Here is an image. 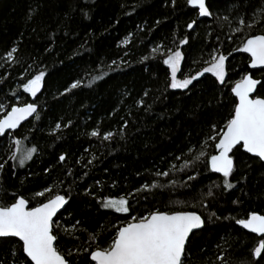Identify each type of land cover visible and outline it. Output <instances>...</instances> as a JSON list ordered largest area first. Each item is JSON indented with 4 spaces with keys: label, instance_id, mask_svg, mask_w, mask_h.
<instances>
[{
    "label": "trees",
    "instance_id": "trees-1",
    "mask_svg": "<svg viewBox=\"0 0 264 264\" xmlns=\"http://www.w3.org/2000/svg\"><path fill=\"white\" fill-rule=\"evenodd\" d=\"M207 2L213 17L198 19V11L186 0H176L175 6L170 0H0V103L10 111L14 104L31 102L21 81L40 70L46 72L44 87L35 98L40 118L35 114L14 132L0 136V163H4L0 202H10L12 194L20 193L31 199L36 191L55 183L46 196L59 192L69 197L56 218L63 250L76 244L87 246L93 233L106 243L114 234L113 226L132 215L157 209L195 210L206 218V226L192 238L190 264H220L216 257L222 251L227 264H255L251 249L259 238L241 229L235 219L246 218L251 211L264 214V163L238 153L239 168L231 178L236 187L231 190L213 187L222 185L223 178L203 163L183 171L171 167H182L191 155L188 149H198L212 124L223 126L235 99L231 86L242 75L255 72L254 78L264 82V72L250 71L248 56L235 51L249 29L232 31L238 16L250 21L254 11L264 8V0ZM225 16L229 19L224 20ZM193 19L197 24L188 29ZM260 31L257 26L251 33ZM185 37L189 43L181 47L179 40ZM157 46L161 49L153 53ZM12 47L18 51L9 64L6 53ZM177 47L185 53V75L207 66L204 61L213 49L228 56L226 84L205 74L194 82L192 91L168 88V70L160 52ZM96 76L103 78L90 84ZM75 80H81V86L65 93ZM258 91L264 95L259 86ZM141 99L143 106L137 104ZM3 115L0 111V118ZM57 123L61 128L54 130ZM97 128L101 136L92 137L90 133ZM108 131L115 135L104 141ZM14 139H21L24 148L38 149L23 167L9 159ZM61 154L66 155L64 162L59 161ZM93 156L96 159L85 167ZM157 171L170 175L157 177ZM189 175L196 178L189 181ZM170 180H176L177 186H170ZM153 181L161 187L135 192ZM210 188L212 197L206 195ZM103 196H127L132 211L125 215L102 208L99 199ZM201 200L207 207L201 206ZM76 221L80 224L73 230ZM10 247L0 243V259L9 264ZM260 264H264V254Z\"/></svg>",
    "mask_w": 264,
    "mask_h": 264
},
{
    "label": "snow or ice",
    "instance_id": "snow-or-ice-1",
    "mask_svg": "<svg viewBox=\"0 0 264 264\" xmlns=\"http://www.w3.org/2000/svg\"><path fill=\"white\" fill-rule=\"evenodd\" d=\"M170 2L175 6L176 0H170ZM186 2L187 5L198 10L199 17H213L211 5L207 0H186ZM30 11L33 10L30 9ZM33 14L35 13L33 12ZM228 19L227 16L224 17V20ZM196 24L197 20L193 19L187 24V28L193 29ZM257 26H261V31L258 34H252L251 30ZM245 28L249 29V33L243 36L240 46L235 51L248 55L249 69L264 72V8L254 11L248 22L243 15L238 16L237 26L232 31L234 34L243 33ZM228 39L232 40V36H229ZM188 43L187 37L179 40L181 47ZM181 47L174 50L169 48L160 52L163 56V65L167 66L168 70L166 85L168 88L192 91L195 88L194 82L198 83L205 74H211L220 85L226 84L228 56L218 49H213L209 53L210 59L204 61L207 66L194 74L185 75L182 70L185 53ZM160 49L161 46H157L152 49V52L156 53ZM17 51V47H12L6 53L9 64L16 60L14 54ZM178 74L182 78H178ZM45 76L46 72L40 70L26 82L21 81L20 87L24 93L34 98L33 102H25L21 106L14 104L10 107V111L0 103V111L4 112L0 118V136H4L8 130L17 129L22 121L38 113V104L35 102V98L44 87ZM254 76L255 72L245 73L231 86L230 91L235 99L223 126L212 124L209 133L198 149L194 150L190 147L188 152L191 155L184 159V163L179 169L176 165H172L173 170L183 171L198 163H203L205 168L220 174L223 178L222 185L214 184L213 187L231 190L236 187L231 178L239 168L238 153L243 151L264 163V95L258 91V86L260 89H264V82ZM102 78V76L93 77L90 84ZM81 84V80H75L64 91L65 93L71 92ZM144 95L147 96L148 93L145 92ZM137 104L143 106L144 100L137 101ZM150 107L145 111L150 110ZM35 118L38 120L40 117L37 114ZM70 123L71 121H69ZM127 124L128 122L124 121L123 129L127 128ZM60 128L61 124L57 123L54 130ZM90 135L100 137L101 133L97 128ZM114 135L113 132L108 131L103 134L102 139L111 141ZM12 143L15 145V149L11 151L9 159L18 161L20 167L25 166L27 161H31L38 151L35 146L22 147L21 139H14ZM209 147H212L214 151L208 152ZM94 159H96L95 156L89 159L85 167L91 165ZM176 159L179 160L181 157H176ZM65 160L66 155L61 154L59 161L64 162ZM77 162L79 163V161ZM247 166L251 167L250 164ZM3 168L4 163H0V170ZM69 175H71L70 171ZM155 175L168 177L170 173L169 171H157ZM195 178L193 175L187 177L189 181ZM241 178L246 179L244 176ZM168 183L172 187H176L178 184L176 180H170ZM55 186L54 183L44 187L41 191H36L31 199L20 193L12 194L10 202H0V243L11 245L8 251L12 258L10 264H190L192 238L206 226V218L195 210H184L183 208L167 211L150 210L145 214L132 215L126 222L114 225V234L106 243L101 241L99 235L93 233L89 236L92 243H87V246L76 244L73 248L63 250L59 245L58 230L61 225L56 218L61 209L69 203V197L61 195L59 192L46 196L53 192ZM184 186L187 184L184 183ZM158 187L161 185L157 181H153L142 184L135 192H151L152 189ZM132 195L133 193H129V196ZM206 195L208 197L214 195L211 188ZM32 200H36L34 205L31 203ZM238 202L233 201V203ZM99 203L102 208L113 210L119 214L127 215L132 211L127 196L118 198L103 196L99 199ZM200 203L202 207H207L203 200ZM212 215L215 216V213ZM235 223L260 237L257 244L251 249V256L256 258L255 264H260V259L264 254V214L251 211L246 218L235 219ZM79 224L80 221H76L72 229L75 230ZM65 232L69 235L73 234L69 229H65ZM9 238L15 239L13 241ZM76 240H79V237H76ZM80 257H84V259L81 260ZM216 259L220 264H227L223 251ZM0 264H9V261L0 259ZM241 264H252V262H241Z\"/></svg>",
    "mask_w": 264,
    "mask_h": 264
},
{
    "label": "water",
    "instance_id": "water-1",
    "mask_svg": "<svg viewBox=\"0 0 264 264\" xmlns=\"http://www.w3.org/2000/svg\"><path fill=\"white\" fill-rule=\"evenodd\" d=\"M192 7V6H191ZM193 8V7H192ZM194 9V8H193ZM195 10H197V9H195ZM198 11V10H197ZM203 18H209V17H199L198 16V19H203ZM245 55H247L246 53H244ZM248 56V55H247ZM249 58V57H248ZM249 68V67H248ZM250 71H258V70H252V69H249ZM42 91V90H41ZM41 93V92H40ZM40 93H38L37 94V96L40 94ZM232 96H233V94H232ZM234 97V96H233ZM30 99H31V102H33V100H34V98H32L31 96H30ZM35 116V114L33 115V116H31V117H29L27 120H25V121H22L21 122V125H23V124H25L26 122H28L29 120H31L33 117ZM20 125V126H21ZM19 126V127H20ZM16 130V129H15ZM15 130H8V132L7 133H9V132H14ZM6 133V134H7ZM247 155H249V156H251L250 154H247ZM258 159V158H257ZM213 173V172H212ZM214 174H216V175H218V176H221L220 174H218V173H214ZM64 209V208H63ZM63 209H61V211L60 212H62L63 211ZM59 212V213H60ZM58 213V214H59ZM239 226V225H238ZM241 229H243L241 226H239ZM244 231H246L247 233H250V234H252V235H254V236H256V237H258V238H260L257 234H255V233H251V232H249L248 230H246V229H243ZM15 239V238H14Z\"/></svg>",
    "mask_w": 264,
    "mask_h": 264
},
{
    "label": "rangeland",
    "instance_id": "rangeland-1",
    "mask_svg": "<svg viewBox=\"0 0 264 264\" xmlns=\"http://www.w3.org/2000/svg\"><path fill=\"white\" fill-rule=\"evenodd\" d=\"M107 210H109V209H107ZM111 211H113V210H111Z\"/></svg>",
    "mask_w": 264,
    "mask_h": 264
}]
</instances>
